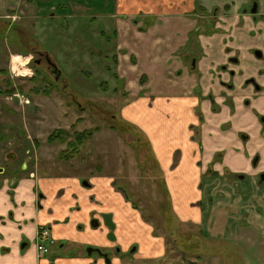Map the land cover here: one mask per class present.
I'll return each instance as SVG.
<instances>
[{"label": "crops", "instance_id": "1", "mask_svg": "<svg viewBox=\"0 0 264 264\" xmlns=\"http://www.w3.org/2000/svg\"><path fill=\"white\" fill-rule=\"evenodd\" d=\"M46 1L41 7H71L72 2L83 6L81 0H60L54 5L52 0ZM252 2L259 5L257 14L264 15V0H101L99 4L100 16L108 20L105 31L114 35L116 52L110 61L116 60L114 78L117 76L120 81L124 102L130 103L124 110L130 114H153L144 120L142 116L130 120L149 138L151 152L167 184L172 210L181 223L199 221V212L190 208L189 203L195 201L194 195L201 194L198 180L210 168L217 179L229 175V171L236 177L242 175L237 179L256 178L264 170V134H260L254 114H232L224 103V98L232 99L237 105L249 91L241 93L239 81L231 90L226 76L223 80L227 85H220L217 79L219 66L230 55H238L243 71L247 72L244 76H253L257 66L262 67L250 53L261 47L264 40L260 34L264 25L254 24L247 12ZM213 12L214 17L210 15ZM211 17L216 29L211 35L198 38L201 59L190 70L189 62L178 52L184 48L188 34ZM103 34L100 31V36ZM105 38V42L100 40V47L107 52L110 38ZM259 82L264 84V76ZM212 102L221 109L213 111ZM198 109L203 122L197 116ZM242 121L253 126L243 128ZM191 125H200V144L191 138ZM242 129L249 134L247 143L238 139ZM254 154L260 161L259 167L252 169L250 161ZM219 155L224 156L226 168L214 161V156ZM227 167L229 171L224 170ZM2 176L0 264H106L97 252L87 255L86 248L108 252L110 264H122V257L130 250H134L136 257L149 261L164 256L163 240L157 242L147 226L138 229L143 224L139 214L125 203L124 194L107 176ZM210 179L211 175L205 177L208 182ZM239 186L233 188L239 191ZM103 215H110L106 222L114 226V239L108 237L110 230ZM258 216L249 220L248 227L259 225L255 223ZM92 220L98 222L97 227L91 225ZM41 226L49 227L58 245L50 256L41 257L35 249L37 229ZM244 227H235L238 238L247 234ZM261 229L264 236V228ZM116 248L119 254L112 253Z\"/></svg>", "mask_w": 264, "mask_h": 264}, {"label": "rangeland", "instance_id": "2", "mask_svg": "<svg viewBox=\"0 0 264 264\" xmlns=\"http://www.w3.org/2000/svg\"><path fill=\"white\" fill-rule=\"evenodd\" d=\"M39 1L0 0V15L11 12L13 24L24 31H16L15 35L28 44L20 47L12 32L10 54L5 62H0V168L3 169L0 175L10 178L16 169L17 177L33 173L113 179L127 197L121 193L125 203L139 214L143 224L138 229L145 226L152 229L151 235L158 238L157 242L162 239L165 248L162 258L150 261L127 252L122 264H264L261 229L264 228V182L260 183L258 177L237 179L228 167L224 170L229 175L217 179L210 168L198 180L201 194L194 195L195 201L189 203L190 208L199 212V221L181 223L172 210L167 184L151 152L149 138L130 120L134 116H142L144 120L153 114H130L124 110L130 103L124 102L120 81L117 76L114 78L117 63L110 58L114 59L111 55L116 52L115 41L113 32L105 31L108 20L100 16L101 0H81V7L71 3L75 17L70 19L68 35L59 24L42 22L39 11L43 4ZM50 2L54 5L60 0ZM87 7L92 10L85 12ZM205 26L199 25L192 35L188 34L184 46V59L189 56L195 67L201 51L193 46L205 34ZM100 31L104 33L102 36ZM106 36L110 38L107 52L100 47V40L105 42ZM33 41L39 51H48L60 69L61 82H55L41 69L38 70L42 78L30 81L32 70L27 65L31 64L32 55L27 46ZM99 50L103 51L101 56ZM57 129L70 133L97 130L76 156L62 160L58 154L65 144L47 142V137ZM188 130L192 131L193 141L200 144V125H191ZM197 131L199 134L195 135ZM256 155L250 161L252 169L259 167L255 166ZM214 161L226 168L224 156H214ZM21 165L24 169L19 171ZM208 175H211L209 182L205 180ZM236 184L240 185L239 191L233 188ZM256 214L260 219L255 223L259 225L248 227ZM236 226H245L247 234L238 238Z\"/></svg>", "mask_w": 264, "mask_h": 264}, {"label": "flooded vegetation", "instance_id": "3", "mask_svg": "<svg viewBox=\"0 0 264 264\" xmlns=\"http://www.w3.org/2000/svg\"><path fill=\"white\" fill-rule=\"evenodd\" d=\"M40 1H41L40 4L47 2L46 0H40ZM253 9L255 11L252 13L251 10ZM258 9H259V5L257 4V2H252L247 8V12L252 17V22L254 24L264 25V15H261V14L258 15L257 14ZM72 12L73 10L68 4L63 5V6L56 5L53 9L51 8L47 9L46 7L43 8L40 5V11H39L40 18L43 19L42 22L47 23V24H50V23L59 24L60 27L66 31V35L70 34V30H71L70 19L74 18V16L72 15ZM13 23H14V19H12L11 12H5L4 15H0V62H5L10 54L9 52L11 51V47H12L11 45H13V38L12 36H10L12 32H14V37L16 39V42L18 43V45H20V47L23 48L24 46L28 45L27 43H24L22 41L21 36L15 35L16 31H21V32H24V31L20 30V28H18ZM75 29H76V26H75ZM50 31L52 30L50 29ZM260 34L261 35L263 34V38H264V30H262ZM56 37L59 38V36H56ZM70 39L71 37L69 36V40ZM30 44L31 46H27V47H28L29 53L32 55V62L31 64H28V65L26 64L28 66L27 68L29 70H32L30 79L32 80L35 77H37V80H38V78H42L40 76L41 73L38 70V69H41L44 72V74L52 76L55 82H61L62 78L60 79V76H61L60 69L57 68L55 62L50 58V56L48 55V51H39L37 47L35 46L34 41L33 43L30 42ZM68 46L71 47L72 43L70 42ZM55 49H58V48L56 47ZM74 49L76 50V46H74ZM101 50H99L98 52L100 56H101V52H103ZM250 53L253 59L256 60V63L262 66L259 68L257 66V70L254 71L253 76L252 75L244 76L247 72L243 71L242 66L240 65L241 62L238 58V55H233L232 56L233 58L228 57L227 60L219 66L217 70V79L219 80L218 83L220 85H223V84L227 85L225 81L223 80L226 76L229 80L227 87H229L231 90L234 91L235 83L236 81H239L241 93H243L244 91L248 93L249 91L248 95L245 97H242V99H240V102L237 105L234 104L232 99L224 98V103L226 106L229 107L232 114H254L256 123L259 126V132L261 135H263L264 134V84L261 85L259 82V79L261 76H264V40L262 42L261 47L252 49ZM103 58L106 60V56H103ZM189 65H190L189 67L190 70L195 68V66L192 65V62H189ZM236 107H238L237 110H236ZM220 109L221 107L218 104H215L214 102H212L213 111H217ZM219 112H216V113H219ZM197 115H199V121L203 122L202 115L200 114V112H198ZM246 125L248 126V128L253 126V124L249 125L247 124V121L246 122L244 121L242 127L245 128ZM195 134L198 135L199 134L198 131ZM240 137H241L240 141L243 140L242 142L247 143L249 140V134L247 135V132L245 130L239 132V139ZM259 161H260V157L256 155L254 158L255 166H258ZM20 168L21 169H19V171L20 170L22 171L23 166L21 165ZM13 172H14L13 176L16 175L17 173L16 169H14ZM262 176H264V170L260 171L256 176L258 177V180H260V183L264 182V179H261ZM39 229H47L51 238L54 241V246L50 249L49 254L46 255V256H50L52 252L58 248L57 242L52 237L49 227L41 226L37 229V231ZM35 243H36V239H35ZM118 250L119 248H116L113 250L112 253L113 254H115L116 252L118 253L119 252ZM130 251L132 253V251L134 250H130ZM98 252L101 255L105 254V252L103 253L99 250ZM106 253L107 254L105 255H107V257L109 258L110 254L108 252Z\"/></svg>", "mask_w": 264, "mask_h": 264}, {"label": "trees", "instance_id": "4", "mask_svg": "<svg viewBox=\"0 0 264 264\" xmlns=\"http://www.w3.org/2000/svg\"><path fill=\"white\" fill-rule=\"evenodd\" d=\"M197 11L200 12L202 15L204 14V12H202V9H200V8H198ZM213 13L210 14V15H212V17H214L213 15H215L216 12L214 14ZM205 15H207V14H205ZM212 17L210 18V20L203 22L204 25L207 24V26H205V31H204V33L206 35H210L215 31L214 25H213L214 19ZM199 25H202V24H199ZM196 30H197V28H196ZM196 30L191 31L189 34L192 35L193 32H195ZM197 45H198V40L196 41V47L193 46V49L194 48L197 49ZM178 54H179V56L184 57V48H182L178 52ZM184 61L193 62L189 56H186ZM30 81H37V77H35L32 80L30 79ZM42 82H44V81H42ZM9 92L11 93L12 91H9ZM197 113H198V110H197ZM96 130L97 129H87V130H84L81 132L70 133L69 131H66V130L57 129V130H54L47 137V142L48 143H54V142L58 141L62 144H65V149L59 152L58 158H60L62 160H69L78 154L79 149L83 146V144L87 140L92 138V136ZM135 141H136V139H135ZM159 172H160V170H159ZM114 186H115V184H114ZM117 189L119 190V188H117ZM124 196H125V194H124ZM125 198L127 199L126 196H125Z\"/></svg>", "mask_w": 264, "mask_h": 264}, {"label": "built area", "instance_id": "5", "mask_svg": "<svg viewBox=\"0 0 264 264\" xmlns=\"http://www.w3.org/2000/svg\"><path fill=\"white\" fill-rule=\"evenodd\" d=\"M54 246L47 229H39L36 235L35 249L39 256L43 257L49 254L50 249Z\"/></svg>", "mask_w": 264, "mask_h": 264}, {"label": "water", "instance_id": "6", "mask_svg": "<svg viewBox=\"0 0 264 264\" xmlns=\"http://www.w3.org/2000/svg\"><path fill=\"white\" fill-rule=\"evenodd\" d=\"M254 8H255V6H254ZM254 11H255L254 9L251 10L252 13H253ZM192 65H194V62H192ZM2 171H3V170L0 168V173H2ZM261 179H264V176H262ZM102 217H103L104 223L108 226V228H109V230H110V233L108 234V237H109L110 239H114L113 236H112V231H113L114 226H113V224H111L110 222H106V221L108 220V218H110V215H103ZM91 225H92L93 227H97V226H98V222H97L96 220H92V221H91ZM85 252H86L87 255H91L93 252H97L100 256H102V257L104 258V261H105L106 264H110V259L107 257V255H105V254H102V255H101V254L98 252V250H96V249H93V248H86Z\"/></svg>", "mask_w": 264, "mask_h": 264}]
</instances>
